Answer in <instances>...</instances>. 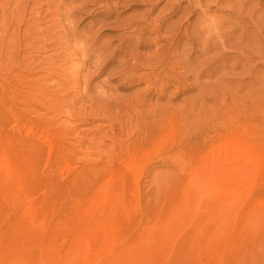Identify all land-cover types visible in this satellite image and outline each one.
Masks as SVG:
<instances>
[{"label":"rangeland","instance_id":"1","mask_svg":"<svg viewBox=\"0 0 264 264\" xmlns=\"http://www.w3.org/2000/svg\"><path fill=\"white\" fill-rule=\"evenodd\" d=\"M0 264H264V0H0Z\"/></svg>","mask_w":264,"mask_h":264},{"label":"bare ground","instance_id":"2","mask_svg":"<svg viewBox=\"0 0 264 264\" xmlns=\"http://www.w3.org/2000/svg\"><path fill=\"white\" fill-rule=\"evenodd\" d=\"M17 11V10H16ZM16 15V14H15ZM13 16V15H12ZM17 18V17H16ZM137 20V19H136ZM135 20V21H136ZM134 21V20H133ZM139 21V20H138ZM140 36H142L141 34H140ZM141 38V37H140ZM140 41V40H139ZM172 45V44H171ZM172 47V46H171ZM210 47V46H209ZM167 51H169V50H167ZM224 52H226V51H224ZM223 55V54H222ZM225 55V54H224ZM223 57V56H222ZM220 58H221V56H220ZM164 59V58H163ZM162 59V60H163ZM209 60V59H208ZM207 60V61H208ZM217 60H218V58H217ZM216 61V60H215ZM215 61H213V63L215 62ZM211 62V61H210ZM135 63V62H134ZM170 63V62H169ZM181 64V63H180ZM208 64H209V62H208ZM153 65V64H152ZM169 65V64H168ZM144 66V65H143ZM162 66H163V64H162ZM152 67L153 66H151V69H152ZM157 67H159V66H157ZM169 67V66H168ZM214 67H216V66H214ZM154 68V67H153ZM166 68H167V66H166ZM203 68V67H202ZM208 68V67H207ZM213 68V67H212ZM147 69H149V68H147ZM157 69V68H156ZM206 69V68H205ZM132 70V69H131ZM141 70H143V69H141ZM154 70V69H153ZM164 70H165V68H164ZM136 71V70H135ZM162 71V70H161ZM176 71V70H175ZM174 71V72H175ZM164 72V71H163ZM208 72H210V70H208ZM136 73V72H135ZM150 73V72H149ZM153 73V72H152ZM158 73H160V72H158ZM202 72L200 71V74H201ZM211 73V72H210ZM155 74V73H154ZM171 74V73H170ZM141 75H142V73H141ZM146 76V75H145ZM161 76H162V74H161ZM160 76V77H161ZM165 76V75H164ZM207 76V75H206ZM130 77V76H129ZM135 77V76H134ZM154 77V76H153ZM163 77V76H162ZM171 77H173V76H171ZM175 77V76H174ZM203 77V76H202ZM131 78V77H130ZM149 77H147L146 79H148ZM159 78V77H158ZM178 78V77H177ZM132 79V78H131ZM134 79H136V78H134ZM153 79V78H152ZM166 79V78H165ZM168 79V78H167ZM166 79V80H167ZM170 79V78H169ZM173 79V78H172ZM137 80V79H136ZM149 80V79H148ZM151 80V79H150ZM158 80V79H157ZM156 80V81H157ZM161 81V80H160ZM164 80H162V82H163ZM168 81V80H167ZM167 81H164V85H165V82L167 83ZM178 81V80H177ZM180 81V80H179ZM131 82V81H130ZM153 82H154V80H153ZM152 83V82H151ZM169 83V82H168ZM149 85V84H148ZM154 85H155V82H154ZM158 85V84H157ZM168 86H169V84H168ZM155 87V86H154ZM153 88V87H152ZM162 88H165V87H163L162 86ZM150 89V88H149ZM158 90V89H157ZM164 90V89H163ZM152 92V91H151ZM164 92V91H163ZM153 94V93H152ZM151 95V94H150ZM138 102V101H137ZM143 102H145V101H143ZM128 105V104H127ZM143 105H144V103H143ZM140 108V107H139ZM147 109V108H146ZM156 109V108H155ZM144 110H145V108H144ZM143 111V110H142ZM141 111V112H142ZM156 111V110H155ZM181 111V110H180ZM215 111V110H214ZM149 112V111H148ZM174 112V111H173ZM142 114V113H141ZM182 114H183V112H182ZM134 115H136L137 116V114H134ZM152 115V114H151ZM181 115V114H180ZM147 116V115H146ZM172 116H173V114H172ZM172 116H171V118L170 117H161V121L160 122H157V121H155L154 123H156L155 125H153L154 126V128L155 129H159L160 131V133L162 132V131H165L166 129H171V128H173V127H175V122H174V119H172ZM138 117V116H137ZM136 117V118H137ZM141 117V116H140ZM152 117H154V115L152 116ZM155 117H157V115L155 116ZM154 117V118H155ZM159 117V116H158ZM175 117V116H174ZM187 117V116H186ZM135 118V117H134ZM142 118V117H141ZM138 119H139V117H138ZM150 119V118H149ZM160 119V118H159ZM158 118H157V120H159ZM135 120V119H134ZM140 120V119H139ZM142 120V119H141ZM193 120V119H192ZM137 121V120H136ZM145 121V120H144ZM148 121V120H147ZM138 122H140V121H138ZM195 122V121H194ZM132 123V122H131ZM141 123H142V121H141ZM146 123V122H145ZM176 123H178V122H176ZM147 124V123H146ZM150 124V123H149ZM178 125V124H177ZM180 125H182V124H180ZM123 126V125H122ZM143 126V125H142ZM151 126V125H150ZM145 127H146V125H145ZM116 128V127H115ZM134 128V127H133ZM132 128V129H133ZM137 128V127H136ZM138 128H140V127H138ZM177 128V127H176ZM131 129V130H132ZM145 130H141V133H140V137H142V139H139V141H138V145H136V148H138V149H141V150H145L146 148H148L151 144H153L154 142H155V140H156V135H157V133H154L153 131H152V129H151V127H149V128H144ZM121 130V129H120ZM127 130V129H126ZM172 130V129H171ZM136 131V130H135ZM137 131H138V129H137ZM121 132V131H120ZM115 133H117V132H115ZM122 133V132H121ZM121 133H120V135H121ZM128 133H129V131H128ZM130 134H134L135 135V133L133 132V133H131L130 132ZM139 134V133H138ZM114 135V134H113ZM113 135H111L112 137H113ZM116 135V134H115ZM122 135H123V133H122ZM129 135V134H128ZM132 136V135H131ZM111 137V138H112ZM117 137V136H116ZM108 138H110V137H108ZM110 138V139H111ZM115 138V137H114ZM119 138V137H118ZM122 138V137H121ZM136 138V137H135ZM138 138V137H137ZM123 139V138H122ZM131 139V138H130ZM119 140H121L120 138H119ZM134 141V140H133ZM99 142V141H98ZM112 142L114 143V144H117V140H115V139H112ZM121 143H122V141H120ZM136 142V141H135ZM101 143H103L102 141H101ZM124 143H126V142H124ZM134 143V142H133ZM93 144V143H92ZM96 144H97V142H96ZM99 144V143H98ZM97 144V145H98ZM96 146V145H95ZM100 146V145H99ZM94 147V146H93ZM120 149L121 150H124V146H122L121 145V147H120ZM125 149H131V146H127ZM112 152V151H111ZM125 152V151H124ZM123 152V153H124ZM113 154V153H112ZM111 154V155H112ZM128 155V157L129 158H132L133 157V155H132V153L130 152L129 154H127ZM174 156H175V154H173ZM113 156V155H112ZM114 157H116V156H114ZM114 157H111L110 158V156L108 157V158H110L109 160H108V162H107V167L108 168H116V166L114 165V161H116L115 160V158ZM135 159V158H134ZM174 159V158H173ZM134 161V160H133Z\"/></svg>","mask_w":264,"mask_h":264}]
</instances>
